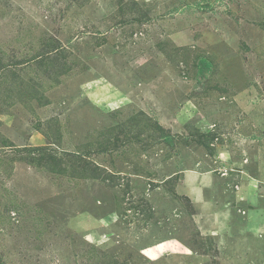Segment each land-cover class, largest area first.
Instances as JSON below:
<instances>
[{
    "label": "rangeland",
    "instance_id": "374dc122",
    "mask_svg": "<svg viewBox=\"0 0 264 264\" xmlns=\"http://www.w3.org/2000/svg\"><path fill=\"white\" fill-rule=\"evenodd\" d=\"M0 264H264V0H0Z\"/></svg>",
    "mask_w": 264,
    "mask_h": 264
}]
</instances>
